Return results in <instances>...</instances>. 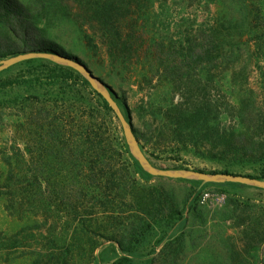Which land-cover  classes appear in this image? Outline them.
<instances>
[{
    "label": "trees",
    "instance_id": "16d2710c",
    "mask_svg": "<svg viewBox=\"0 0 264 264\" xmlns=\"http://www.w3.org/2000/svg\"><path fill=\"white\" fill-rule=\"evenodd\" d=\"M151 1L0 0V61L42 53L59 54L87 66L47 39L38 20L53 9L80 28L97 25L101 37L112 41L109 55L116 63H126L129 55V59L135 58L133 66L144 81L157 78L162 84L163 79L172 86L177 100L161 114L164 126L159 136L164 142L179 152L192 151L210 161L250 166L256 169L255 174L247 177L264 181V96L252 93L240 96L236 104L228 102L218 81L230 70L233 57L240 60L250 54V49L241 45L243 35L238 33L234 45L213 28L198 29L194 36L177 42L152 38L144 21L145 5ZM243 3L250 10L247 26L260 23L259 28L264 29L263 0ZM256 33L253 30L252 35ZM258 42L264 53V36ZM36 61L47 62L40 64V74L50 82L43 84L37 79L32 85L54 91L55 102L61 106H43L40 95L14 99L29 110L21 125L30 140L25 142L29 157L5 158L8 170L0 174V196L10 214L22 219L29 216L31 223L0 239L1 249L29 250L28 264H96L97 251L110 243L116 245L115 253L121 254L110 264H178L185 236H173V232L186 224V214L206 185L192 181L193 192L180 201L171 187L140 183V174L147 179L152 176L131 154L124 137H116V120L120 119L105 96L74 68L47 59L24 63ZM214 71L220 77H213ZM28 83L1 79L0 92ZM112 94L124 108L138 143L146 148L152 138L132 124L127 99ZM225 114L231 115L237 126L223 127ZM198 172L233 175L227 170ZM223 193L242 235V251H234L233 264L242 259L240 253L250 259L256 254V264H264V204L243 199L236 192ZM157 229L161 235L148 246ZM148 248L146 254L141 253Z\"/></svg>",
    "mask_w": 264,
    "mask_h": 264
},
{
    "label": "rangeland",
    "instance_id": "374dc122",
    "mask_svg": "<svg viewBox=\"0 0 264 264\" xmlns=\"http://www.w3.org/2000/svg\"><path fill=\"white\" fill-rule=\"evenodd\" d=\"M249 11L243 0H171L169 2L153 0L145 5L144 18L146 19L144 21L150 37L156 39L165 37L171 42L194 36L198 29L213 28L218 34H223L229 44L234 45L237 44L235 39L240 32L243 35L241 45L249 48L250 54H244L240 60L233 57L229 63L230 70L222 78H218L220 77L218 71L212 74L213 77L218 78L228 102L236 104L240 96L249 97L252 93L256 96H264V53L258 49L260 44L258 38L264 36V29L259 28L260 23L247 26L246 18ZM262 15L264 17V4ZM38 23L47 39L56 42L65 51L78 56L86 63L87 68L103 83L101 90L115 102L123 116L125 110L116 103L112 91L127 99L132 113V124L137 130L146 134L147 138H152L151 144L146 148L138 144L141 153L154 167L165 171L224 172L227 170L233 175L246 177L255 174L256 169L250 166L210 161L197 156L192 151L179 152L177 147L169 146L167 142H164L159 136L164 126L161 114L173 101L177 100L176 94L173 95L172 86L163 79H161L162 84L157 78L153 81H144L135 71L137 66H133L135 58L129 59V55H127L126 63H116L115 57L109 55V44L111 46L112 41L101 37L99 26L87 24L84 28H80L63 19L53 9L39 19ZM253 30L257 31L256 36L252 35ZM249 57L254 59L250 60ZM1 62L3 61H0V64ZM24 62L15 64L0 73V80L17 78L22 82H29L0 92V102H2L0 104V174L3 175L8 170V162L5 158L14 161L18 154H22V157L26 159L29 157L25 142L30 140L21 126L25 123L29 110L18 106L14 99L40 95L43 106L49 109L52 105L53 107L57 105L56 108L61 106L60 102H55L57 97L54 91H47V87L41 90L32 85L37 79L42 80L43 84H49L50 80L40 74L39 67L40 64L47 62L36 61L31 65ZM54 63L71 67L64 62ZM37 75L40 78H37ZM221 102L227 104L225 100ZM124 118L130 124L126 114ZM119 122L116 120V137H124L129 151L138 160L124 126L121 121ZM222 126L231 128L237 126V121L231 115L225 114L222 117ZM138 162L140 163L139 160ZM141 167L151 175L142 165ZM151 176L152 178L147 179L140 174L138 180L142 184H163L171 187L178 194L180 201L193 192L195 184L192 181L202 182L201 180ZM223 184L228 183H202V186L206 185V188L200 199L194 203L191 212L186 214L188 218L186 224L173 232V236L179 234L185 236L178 264H233L234 251H242L241 229L236 227L232 219L231 207L227 204V194L223 193V190L236 192L243 199L264 204V188L244 185V188L233 189ZM30 223L29 216L22 219L10 214L5 208L4 198L0 196V239L2 241L15 235ZM160 233L161 230L157 229L152 237H149L147 243L150 245H147L151 246L161 235ZM114 246L116 247L107 243L101 247L96 253V264H110L117 259L121 254L119 251L115 253ZM148 251L149 248L141 253L146 254ZM29 252V250L1 249L0 247V264H28ZM240 255L242 259L238 261V264H256V254L252 255L251 259L243 253Z\"/></svg>",
    "mask_w": 264,
    "mask_h": 264
},
{
    "label": "water",
    "instance_id": "95a60500",
    "mask_svg": "<svg viewBox=\"0 0 264 264\" xmlns=\"http://www.w3.org/2000/svg\"><path fill=\"white\" fill-rule=\"evenodd\" d=\"M31 59H47L54 62H64L70 65L72 68L78 70L82 75H84L92 84V86L102 93L107 101L109 102L110 106L113 108L116 115L119 117L121 123L123 124L127 137L131 143L132 148L136 151L138 156V160L140 161L143 168L154 176L165 177L168 179H186V180H201L203 184L205 183H238L247 186H254V187H262L264 188V182L259 181L254 178L246 177V176H236V175H229V174H206L197 171H165L160 170L154 167L151 162L141 153L138 141L134 136L131 125L125 120L122 112L116 106L115 102L111 100L102 90L101 86L103 83L99 78L94 76V74L87 68V66L81 65L73 60L67 59L59 54H42V53H30L26 55L17 56L14 58H10L8 60H4L0 64V73L4 70L8 69L9 67L18 64L23 61L31 60Z\"/></svg>",
    "mask_w": 264,
    "mask_h": 264
}]
</instances>
